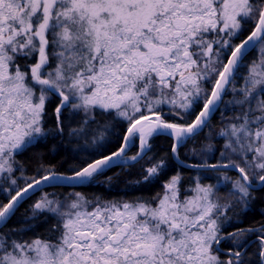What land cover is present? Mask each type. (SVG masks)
I'll return each instance as SVG.
<instances>
[{
    "label": "snow or ice",
    "instance_id": "1",
    "mask_svg": "<svg viewBox=\"0 0 264 264\" xmlns=\"http://www.w3.org/2000/svg\"><path fill=\"white\" fill-rule=\"evenodd\" d=\"M258 201L264 0H0V264H264Z\"/></svg>",
    "mask_w": 264,
    "mask_h": 264
},
{
    "label": "trees",
    "instance_id": "2",
    "mask_svg": "<svg viewBox=\"0 0 264 264\" xmlns=\"http://www.w3.org/2000/svg\"><path fill=\"white\" fill-rule=\"evenodd\" d=\"M219 120V113H217L216 115V120L213 123H218ZM170 142L166 139V138H160L158 140L155 141V148L154 151H156L159 154H163V152L165 150H167L168 144ZM183 151V150H182ZM30 155V153H29ZM64 152L61 149H59L56 153H48L47 155V159L52 163V164H59L63 158H64ZM22 159H26V157H22ZM66 167V165H65ZM29 171L31 172V169H29ZM61 171H63V169H61ZM111 174V173H109ZM123 187V184H119L117 185L113 191L111 193H107L104 191L103 188H93V189H85L84 191L86 192V194L88 195H92L93 193H104L105 195L108 196H112V195H121L123 194L121 192V188ZM264 206V204H262V202L258 201L257 205H256V211L258 212L260 207ZM253 219L259 220L260 217L259 215H256L255 217H253L251 214L249 215L248 219L245 221V223H250ZM230 230V229H229Z\"/></svg>",
    "mask_w": 264,
    "mask_h": 264
}]
</instances>
